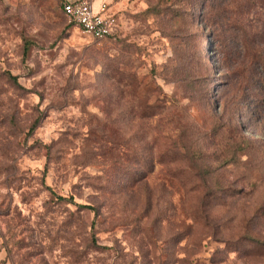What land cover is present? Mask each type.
<instances>
[{
  "label": "rangeland",
  "instance_id": "rangeland-1",
  "mask_svg": "<svg viewBox=\"0 0 264 264\" xmlns=\"http://www.w3.org/2000/svg\"><path fill=\"white\" fill-rule=\"evenodd\" d=\"M102 1L0 0V264H264V0Z\"/></svg>",
  "mask_w": 264,
  "mask_h": 264
},
{
  "label": "built area",
  "instance_id": "built-area-1",
  "mask_svg": "<svg viewBox=\"0 0 264 264\" xmlns=\"http://www.w3.org/2000/svg\"><path fill=\"white\" fill-rule=\"evenodd\" d=\"M70 23L97 40L109 38L117 27V11L107 1L96 6L94 0H60Z\"/></svg>",
  "mask_w": 264,
  "mask_h": 264
},
{
  "label": "trees",
  "instance_id": "trees-1",
  "mask_svg": "<svg viewBox=\"0 0 264 264\" xmlns=\"http://www.w3.org/2000/svg\"><path fill=\"white\" fill-rule=\"evenodd\" d=\"M28 51H29V46L27 45L26 48H25V54H26ZM10 78H11L13 81H16V79H15L13 76H10ZM35 128H36V124L33 125L32 130H34ZM62 199H64V198H62ZM83 207H85V208H87V209H92L91 206H83Z\"/></svg>",
  "mask_w": 264,
  "mask_h": 264
}]
</instances>
